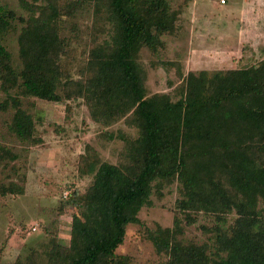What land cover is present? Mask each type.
I'll return each instance as SVG.
<instances>
[{"label": "trees", "instance_id": "trees-1", "mask_svg": "<svg viewBox=\"0 0 264 264\" xmlns=\"http://www.w3.org/2000/svg\"><path fill=\"white\" fill-rule=\"evenodd\" d=\"M25 13L17 31V59L0 45V112L11 111L7 130L20 142L38 144L35 120L22 98L57 103L79 100L91 122L107 128L122 121L135 132H102L122 143L114 164L89 145L77 157L79 176L90 185L65 196L74 212L67 246L55 231L47 242L12 264H130L116 249L128 225L142 235L165 264H264V58L241 69L182 74L169 93L150 94L137 62L160 37L174 32L175 11L167 0H18ZM91 13L90 41L78 78L62 71L67 42L63 21ZM14 13L0 10V29ZM105 36L97 42V36ZM16 155L0 145V164ZM174 185L171 227L143 226L137 214ZM22 188L0 185V195ZM198 214L212 217L200 243L184 239Z\"/></svg>", "mask_w": 264, "mask_h": 264}, {"label": "rangeland", "instance_id": "rangeland-1", "mask_svg": "<svg viewBox=\"0 0 264 264\" xmlns=\"http://www.w3.org/2000/svg\"><path fill=\"white\" fill-rule=\"evenodd\" d=\"M177 16L174 32L162 35L155 53L142 48L137 62L145 76L150 94L169 93L170 84L177 83L170 62H178L182 74L205 71L212 73L241 69L264 58V0H167ZM222 2V3H221ZM0 10L14 13L11 28L0 29V45L11 56L13 67L19 68L16 37L21 26L18 19L25 13L18 0H0ZM91 13L77 11L63 21L62 36L66 39L65 56L60 58L62 71L79 77L82 60L90 41ZM106 37L97 36V42ZM4 99L0 93V102ZM22 108L35 120L38 144L20 142L10 135L7 125L11 111L0 112V145L16 155L13 162L0 164V185L14 184L22 188L17 195H0V264L21 261L31 249H40L47 242L46 231H55L58 244L68 245L69 223L74 209L66 203V194L73 188L83 192L91 176H79L77 157L85 145L91 146L102 161L114 164L122 143L100 137L102 132L115 134L126 129L122 121L107 128L90 121L79 100L57 103L22 98ZM176 198L174 185L165 186L161 197L150 196V205L137 214L144 227H171L172 209ZM213 224L212 217L198 214L196 222L185 228L184 239L200 243L205 235L201 227ZM126 256L130 264H165L144 239L142 227L128 225L123 243L115 251Z\"/></svg>", "mask_w": 264, "mask_h": 264}, {"label": "built area", "instance_id": "built-area-1", "mask_svg": "<svg viewBox=\"0 0 264 264\" xmlns=\"http://www.w3.org/2000/svg\"><path fill=\"white\" fill-rule=\"evenodd\" d=\"M222 3V2H221Z\"/></svg>", "mask_w": 264, "mask_h": 264}]
</instances>
